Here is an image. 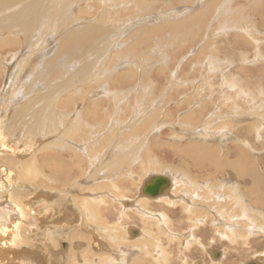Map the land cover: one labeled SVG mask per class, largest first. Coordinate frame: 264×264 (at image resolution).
<instances>
[{
	"label": "bare ground",
	"instance_id": "6f19581e",
	"mask_svg": "<svg viewBox=\"0 0 264 264\" xmlns=\"http://www.w3.org/2000/svg\"><path fill=\"white\" fill-rule=\"evenodd\" d=\"M218 1L185 0L190 9L184 11L183 7L168 8L173 5L161 1L167 4L164 9L159 0H0V81L5 78L0 96L12 98L9 103L13 105V111L0 106V140L10 146V153L1 155L0 163L20 168L28 162L22 178L32 182L22 189L21 183L11 181V172L6 180L7 201L19 219L0 233V264H13L17 259L29 264L38 252H48L44 257L53 258V264H165L169 257L160 244L155 247L154 234L157 240L175 242L179 250L200 244L193 230L182 232L183 236L175 232L177 225L185 223L183 215L195 227L210 222L229 245L239 239L255 242L258 229L264 226V174L245 138H251L257 125L264 123L260 105L252 91L237 85L235 98L230 100L233 107L226 116L211 107L207 111L206 104L191 113L180 112L187 107L186 102L181 104L182 98L213 94V87L208 90L206 84L167 75L166 57L175 53L169 50L180 47L178 42L184 39L192 44L196 38L199 41ZM228 2H218L220 21H226L222 12ZM206 43L200 42L196 50L203 52ZM84 84L95 88L86 92ZM220 85L232 88L226 81ZM239 103L245 104L246 112ZM22 116L42 131H57L56 140L35 143L28 149L30 131L24 128ZM166 125L182 136L172 130L167 134L172 142L160 141L163 132L154 133ZM204 128L208 130L204 132ZM155 149L162 153L168 149L179 164H166L155 155ZM42 160L47 161L48 177L41 175ZM135 166L145 178L131 171ZM73 174L85 176L57 189L33 185L39 178L63 184ZM162 178L166 183H158ZM146 184L158 187L159 192L145 195ZM134 187L135 200L121 194L126 190L131 195ZM35 193L38 195L33 197ZM29 198L40 221L37 231L27 226L24 202ZM151 205L155 212L150 211ZM131 211L143 228L123 226ZM113 216L114 226L108 233L101 226H107ZM83 226L91 233L82 231ZM138 252L144 255L137 259ZM209 254L217 259L214 264L224 259L222 251L217 257L215 252ZM42 257L36 264H45ZM256 259V264H264V253Z\"/></svg>",
	"mask_w": 264,
	"mask_h": 264
},
{
	"label": "rangeland",
	"instance_id": "374dc122",
	"mask_svg": "<svg viewBox=\"0 0 264 264\" xmlns=\"http://www.w3.org/2000/svg\"><path fill=\"white\" fill-rule=\"evenodd\" d=\"M161 1H163L164 3H168V5L170 2V5H173V6L168 7V8H171V9L173 7V9L177 10L178 8L183 7L182 9L184 11H186V9L190 7V6H188V4H190V3H188L186 5L185 0H159L160 5L164 9L167 8V4L166 5H164L163 3L161 4ZM246 1L247 0H242V1L241 0H230V2L227 3L228 8L222 12V15L223 16L225 15L224 17H225L226 21H223V20L220 21L218 19L220 17L217 16V14L220 13V11L218 10L219 9L218 4H220V3L224 4L225 0L218 1L220 3L217 2L216 10H214L215 12H213V14L211 13L212 17H210V19H209L212 21L210 22V24H207L208 29L207 28L203 29V33H202L201 37H199V41H198V38H196L194 43L192 44L191 41H186V39H184L183 41L178 42V43H181L180 47H175V48H172L169 50V51L173 50L175 52V53L169 54L166 57L167 68H169V70L167 71V75L170 79H172L171 77L175 76L176 79L178 78V80H181V81L186 80L185 82H190L189 80H191V82H196L199 84H206V85H208V87H207L208 90L211 89L210 87L212 85V87H213L212 90H214L213 94L209 92V94L205 93L204 94L205 96L202 95V96L196 97L194 95L188 94L189 97L185 96L187 99L185 97L181 99L182 101L184 100L183 102H181V104L186 102L187 107L185 106L184 108H182L180 110V112L184 111L186 113H191V110L194 112L198 108H200V106L206 104L207 105V111H208V108L211 107V111H214L217 113L220 112L219 113L220 115L225 114V116H226L227 114H230V112H228L229 107H230V109L233 107V106H230V102H231L230 100H233L235 98L234 95H235V93H237V91H235V90L237 89L238 86L241 85L240 86L241 90H244L245 92L246 91H249V92L252 91L253 92V93L252 92L251 93H252V95L253 94L254 95L253 96L250 95V96H252L253 99L256 100L257 105H260L259 112L261 115H264V27H263L264 26L263 25L264 24V0H248L247 2ZM230 5H231V7H230ZM186 6H188V7H186ZM158 10H160V9L158 8ZM253 15H255V16L253 17ZM213 19H214V21H213ZM259 20H261V22H259ZM218 21L221 22L220 26H218ZM213 22H216L218 29L217 28L215 29ZM227 22H228V24H227ZM225 26H226V28H224ZM211 29H215V31H213ZM204 35H206L207 38ZM183 38H185V37H183ZM246 38H248V39H246ZM200 42H207L206 43L207 46L205 47L204 51L201 53L199 50H196V46ZM153 47H154V45H153ZM138 49L141 50L140 48H138ZM210 51L212 52V54L215 53L214 54L215 56L211 55ZM206 54H209L210 56L206 55ZM1 55L4 56L5 53L1 54ZM172 55H174V57H172ZM256 55L259 56V58ZM255 58L257 61L255 60ZM9 60H10V58L6 59L7 63L9 62ZM214 61L216 62V64ZM242 61H243V63H242ZM213 65H215V67ZM243 71L246 74L243 73ZM155 75H157V72H155ZM155 75H154V73H152V76H155ZM221 77H223V78H221ZM152 78L158 79L163 84L164 80L162 78H160L158 76H155ZM4 79H1V81H0V92L2 91L4 84H5ZM202 80H204V82H202ZM207 80H208V82H207ZM205 81H206V83H205ZM219 81H221V82H219ZM225 81H226V83H230L232 85V88H228V87L220 85ZM92 85L89 87L88 84H86V86L84 84L82 86V88L85 87L84 90L87 92V91H89V89L95 88V86H92ZM221 86H222V89L219 90ZM232 89L235 92H232ZM188 90H186V91H188ZM227 90H229V91H227ZM258 90H260V91L257 92ZM221 91H225V92L221 93ZM226 93H228V94H226ZM209 96H211V97H209ZM208 97L211 99H209ZM220 97L223 100H221ZM10 100H12V98L5 100V99H2V97L0 96L1 109L3 108V110H5V108H10L12 110L13 105L11 103H9ZM187 100H188V102L190 100V102L188 103ZM193 100H194V102H193ZM227 100H229V101H227ZM4 101L8 102V107L6 105V102L4 103ZM57 102H58L57 108L59 109L60 108L59 100ZM81 104L85 105L83 102ZM81 104L79 103V105H81ZM190 104H192V105H190ZM193 105L194 106L196 105V107H194ZM220 105H222V107H220ZM179 106H180V103H179ZM237 106L240 108V110L243 113L246 112L247 108H246L245 104L239 103ZM163 112H164V110H163ZM207 114L208 113H205L204 115H207ZM26 118L22 116V122H23L24 128L26 130L30 131L29 135L27 136L28 149L32 148V146L35 143H39V142L40 143H46L48 140H52V139L56 140V138H57L56 132L57 131H46V130L42 131V129H39V128L35 127L34 125L30 124L29 123L30 121H28V118L27 119ZM195 125H196V123H195ZM196 126L199 127L200 124H198ZM207 130H208V128L203 129L204 132H206ZM263 130H264V123H259L257 125V129H256L257 132H255V134H253L251 138H249V137L245 138L244 137L246 142L254 150V154L256 155L257 160H258L257 165L259 166L258 168L260 170V173L262 172L261 173L262 175L264 174V171H263L264 170V131ZM170 131H172L174 134H179L180 136H182V134L179 131H177L176 129L174 130L172 127H169V125L163 126L161 128V130L159 129L158 131H155L154 135H160L163 132L166 135H162L163 134L162 133L161 134L162 137L160 138L161 139L160 141L164 140L166 142L167 141L172 142V139L167 137V134L171 133ZM203 131L201 130V132H203ZM241 132L244 135V130H241ZM237 133H239V132L238 131L234 132V135H236ZM149 147H150V145H149ZM34 148H36V147H34ZM217 149L221 150L220 148H217ZM35 150L36 151L39 150V147H37V149H35ZM8 153H10V146L3 144V142L0 140V156L8 154ZM155 153H156L155 154L156 156L161 157L162 160L166 161L165 163L168 165L179 164V162H176L177 159H175L171 154L169 155L168 149H164L163 153H162V150H156ZM44 155L49 156V154H46V153ZM162 155L165 156V158H163ZM64 156H66V155H64ZM37 157H39L37 159L40 160V156L37 155ZM27 163H25L20 168L16 167L17 164L8 165V163H0V233H1V231H3V232L6 231L8 229V227L12 224V222L17 221L19 219L18 212L7 201V196H8V191H9L8 185L9 184L7 183L6 180L9 177V173L11 172V175L13 177L11 181L13 183H16V184L21 183L20 185H21L22 189H27L26 187L29 188L30 184L32 182H29V181H27V179L22 178V174L24 173V168L26 167ZM39 166H40L42 176L48 177L49 175H51V173L49 172V169L46 167L47 166L46 160H42L40 162ZM12 168H14V170H16L17 173H15L14 170H12ZM86 168H87V166H86ZM131 171L134 174L143 176V174H141V172L137 169V166H135L134 169H131ZM18 172H19L20 176H19ZM83 176H85V175H80L78 177L75 174H73L70 176L69 181L66 183H63V184H61V181L55 180L53 178L52 179L39 178L34 182L33 185L39 186L40 188L47 187V188L57 189V188H61L63 186L66 187L64 184H68V183L70 184V183L75 182L77 180H81V178H83ZM145 176H143V178H145ZM263 177H264V175H263ZM22 186H25V187H22ZM91 187H94V183H92ZM37 192H38V190H37ZM131 192L132 193L130 195L126 190H122L121 194L123 196H126L128 198H132L135 200L137 198V194H138V193H136L137 192L136 188L135 187L132 188ZM262 192H264V190H262ZM37 195H38V193H35V195L33 194V197H35ZM24 205H25V208H26V210L28 212V216H29V222L27 223L28 228L31 229L32 231L39 230L40 229V223H39L40 221L37 220L36 216L33 214V208L35 210V207H33V199L29 198V199L25 200ZM114 205H115V207H117L119 209L117 204H114ZM149 209L151 212H155V207L153 205H151V207H149ZM117 211L118 210L113 211V214L116 218L118 215L114 212H117ZM130 214H131V216H130ZM136 215L137 214L135 212L133 213L132 211L130 213H128L127 214L128 218L125 219L123 226L128 227L131 224V227L135 226L138 228L139 227L143 228V225L141 224L138 215L137 216ZM115 217L113 219L110 218L108 220L107 226L106 225L101 226L104 229H106L108 233H109V229H112V227L114 226L113 223L115 222ZM183 219H184L186 224L184 222H182L181 224L177 225L176 230H178V229L179 230L175 231V232H179V235L181 234L180 236H183L184 233H186V231L187 232L189 231V229H190V231L193 230V232L195 233L193 235L194 236L196 235L195 238L198 237L197 239L200 242V244L198 245L196 243L195 244L193 243L194 245L191 246V249L189 248V246H188L189 249H183V247H182L183 250H187V251H183L182 249H180V250L177 249L178 247H177L175 242L172 245V244H168L166 239H164V238H160V240H157L158 239L157 234H154V238L156 239V241H153L155 244V247H156V245L160 244L161 245L160 247H163L164 249H166L167 256L169 257L165 264H184V262H182V261H185L187 264H199V263L200 264H214L213 261L217 260V259L212 260L209 253L221 252V251L224 252V259L220 262V264H248V263H257L256 256L264 253V226H262L263 228L260 227L258 229L259 232H257L258 235L254 238L255 239L254 243L250 242V244H249V241L246 243H242L239 239V241H238L239 243L234 244L232 242L233 244L230 243V245H229L227 239L224 240V239L220 238L221 236L220 237L218 236L222 232H220V230H218L219 233H216L215 229H213L210 226V222H206L205 226L201 225L199 227H195V225L193 226V225H191V223L186 222V220L188 218L184 217V215H183ZM76 222H78V224H79L80 223L79 219H77ZM76 222H74V223L77 224ZM149 223H150V225L152 224V228H153L152 232L156 233L157 229L155 227L156 224L154 223V221L151 220ZM70 224L71 223H69V222L67 223V225H70ZM86 224L88 226L90 225L88 223H86ZM89 227L94 229V227L91 225ZM83 229L84 230H82V231H88L91 233V231L86 230L85 227ZM182 232H183V235H182ZM108 235L106 238L109 237ZM201 237H202V239H201ZM187 239H189V238H187ZM201 244L203 245V247ZM196 245H197V247H196ZM204 248L208 252L206 250H204ZM203 250L206 252H203ZM102 251L105 252L104 247H102ZM210 251H212V252H210ZM180 252H181V254H180ZM42 253L38 252L36 256H34V257L32 256L30 258L31 262H29V264L30 263L36 264V261H35L36 259L37 260L40 259V257L42 255L44 257V254L46 256L49 254L48 252H44L43 254ZM46 253H48V254H46ZM140 253L141 252H138L137 254L134 255V257L137 259L141 258L144 255V253H141V254ZM87 254H89V253H87ZM89 255H91V254H89ZM183 255H184V257H186L185 259L182 257ZM152 257L156 258L155 256H152ZM45 260L47 262V263L45 262V264H53L54 263L53 258L50 259L48 257L47 258L44 257V261ZM19 261H20V259L14 260L13 264H21V262H19ZM155 264H157V263H155Z\"/></svg>",
	"mask_w": 264,
	"mask_h": 264
},
{
	"label": "water",
	"instance_id": "95a60500",
	"mask_svg": "<svg viewBox=\"0 0 264 264\" xmlns=\"http://www.w3.org/2000/svg\"><path fill=\"white\" fill-rule=\"evenodd\" d=\"M158 183H166L165 179L162 178L161 180L160 179H157ZM145 195H148V196H154L156 195L159 190H158V187H153L152 185H149V184H146L143 188V191H142ZM133 231V230H132ZM133 234V232H132ZM219 255V252H215L214 254V257H217ZM248 264H256V263H248Z\"/></svg>",
	"mask_w": 264,
	"mask_h": 264
}]
</instances>
